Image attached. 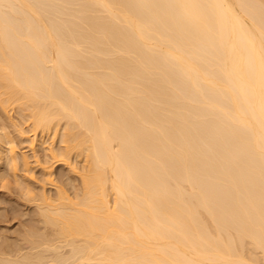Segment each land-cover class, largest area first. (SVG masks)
<instances>
[{
    "label": "bare ground",
    "instance_id": "1",
    "mask_svg": "<svg viewBox=\"0 0 264 264\" xmlns=\"http://www.w3.org/2000/svg\"><path fill=\"white\" fill-rule=\"evenodd\" d=\"M0 110L82 162L1 264H264V0H0Z\"/></svg>",
    "mask_w": 264,
    "mask_h": 264
},
{
    "label": "rangeland",
    "instance_id": "2",
    "mask_svg": "<svg viewBox=\"0 0 264 264\" xmlns=\"http://www.w3.org/2000/svg\"><path fill=\"white\" fill-rule=\"evenodd\" d=\"M1 112L2 111L0 110V120L5 118L4 113ZM9 115L12 123L15 121L14 123L17 122L16 125L19 124V126L22 127L23 123L22 121L19 120L20 113L18 112L17 109L14 108L13 110L9 111ZM3 116L4 118H2ZM26 127H27L26 123L23 124V128L28 129ZM10 128L12 129V131L11 130L9 131L10 135H12V137L15 140L14 144L16 143L15 144L17 150L16 152L20 156L26 154L25 157L28 159V163L26 164L27 165L26 166L22 163L21 160L19 163L17 162L18 163L16 165L17 168L16 167L13 168L14 166L12 167L11 165H9V163L7 165L5 164L6 162L4 160L0 159V176H1L0 177V256H2L5 253L7 254L10 253V255H12L14 252L11 251H15L17 248H18L17 249L18 252L22 251L21 249H23V251L26 252V249L30 245L27 244L28 242H30L29 239H28L29 241L27 240L28 237L27 234L29 236L32 235V238L33 236H35L34 233H36L37 231H41V234H43L42 231H45V234H43L44 236H46V234L48 235V233L51 234L50 232L53 230V228L52 227L49 228L48 231L47 230L48 227L45 225L47 227L46 228L44 224L41 222V219H39L38 216L39 214H37L38 211H36L37 209L35 202L31 200L33 198L31 195L33 194L36 195L37 193H41L44 189L43 192L47 193L50 198L52 197L55 198L56 197L55 194L57 193L56 187L58 188L63 187L64 190L66 188L65 191H67L69 195L74 196L72 194L75 191L77 192L78 190H76V188H79L78 186H80L79 183L80 177L77 171L75 172L74 169H73L74 171L72 170V167L74 168V166H72V163L73 165H76L77 168L80 167L82 164V162L79 161L80 158L76 155H73L70 159V162L71 161L72 162L69 163V165H67L68 163L66 164L65 162L62 161L61 162L54 161L53 165L52 163H50L49 165H51L52 167L50 166L48 168L50 172L46 170L48 172L47 173L46 171H44L45 169L43 170V165L45 167V165H47L51 161V159L46 153L47 151L45 147L46 145H54V148L56 150L59 149L60 146H62V144L59 141L60 137L56 136L49 139L46 135L45 136L38 135L35 140L36 148L34 150H31L29 146L30 138H32L29 137L32 136L31 132H27V134H25V136L27 135L25 138L20 136L19 138L16 131H13L14 127L13 128L10 127ZM3 146H4L3 149H5L7 147V144ZM35 155L38 158V161ZM34 158H36V160ZM46 174H48L49 177H47ZM23 184H25V186L27 184V186H29L28 188H30L31 190H28L27 186L25 187ZM38 188L40 189V192L38 191ZM30 229L37 231L33 232ZM29 250L30 248L27 249V251ZM60 251H62V249H60ZM15 253L17 252L15 251ZM15 253L13 256H15ZM5 256L7 255H4V257Z\"/></svg>",
    "mask_w": 264,
    "mask_h": 264
}]
</instances>
